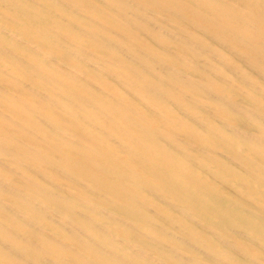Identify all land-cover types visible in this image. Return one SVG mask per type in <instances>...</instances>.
Listing matches in <instances>:
<instances>
[{"label":"bare ground","instance_id":"1","mask_svg":"<svg viewBox=\"0 0 264 264\" xmlns=\"http://www.w3.org/2000/svg\"><path fill=\"white\" fill-rule=\"evenodd\" d=\"M0 264H264V0H0Z\"/></svg>","mask_w":264,"mask_h":264}]
</instances>
